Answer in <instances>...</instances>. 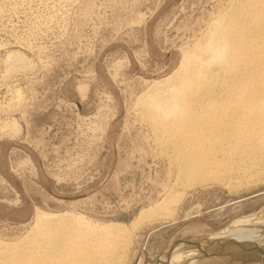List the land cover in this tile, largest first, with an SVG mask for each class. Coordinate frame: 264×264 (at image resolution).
Instances as JSON below:
<instances>
[{"label": "rangeland", "instance_id": "obj_1", "mask_svg": "<svg viewBox=\"0 0 264 264\" xmlns=\"http://www.w3.org/2000/svg\"><path fill=\"white\" fill-rule=\"evenodd\" d=\"M217 1L0 0V239L35 210L130 226L161 201L167 165L131 104ZM212 185L175 189L171 214L131 230L125 264H264V183ZM250 229L252 247L228 241Z\"/></svg>", "mask_w": 264, "mask_h": 264}, {"label": "bare ground", "instance_id": "obj_2", "mask_svg": "<svg viewBox=\"0 0 264 264\" xmlns=\"http://www.w3.org/2000/svg\"><path fill=\"white\" fill-rule=\"evenodd\" d=\"M215 8L205 23L198 20L202 30L192 26L198 35L182 48L176 68L143 84L131 104L143 139L167 165L161 201L130 226L35 210L24 233L0 239V264H125L131 230L174 211L175 189L264 183V0H225ZM9 57L22 64L20 55ZM252 232L228 241L252 247Z\"/></svg>", "mask_w": 264, "mask_h": 264}]
</instances>
